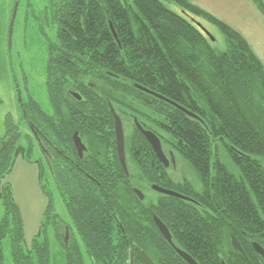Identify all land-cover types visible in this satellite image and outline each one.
<instances>
[{
	"label": "trees",
	"instance_id": "obj_1",
	"mask_svg": "<svg viewBox=\"0 0 264 264\" xmlns=\"http://www.w3.org/2000/svg\"><path fill=\"white\" fill-rule=\"evenodd\" d=\"M255 1L264 13V1ZM168 2L178 5L182 13L170 8ZM59 5L60 18L70 19L59 25L68 28L67 32L60 31L61 45L69 50L60 56L62 65L69 64L63 72L71 76L65 81L78 80L74 74L79 67H86L85 73L93 75L92 68L99 66L106 71L105 78L114 91L123 92L124 120L132 122V116L144 122L152 120L155 124L150 125L162 133L164 109L157 107L159 99L137 89L135 83L200 117L161 101L170 110L168 140L197 168L209 187L210 191L198 200L206 212L201 214L198 205L169 196H161L155 203L140 200L128 180L121 186L102 180L79 183L72 189L65 184L63 204L70 214L75 242L66 245L61 238L64 231L48 228L55 207L51 194L48 213L42 220L44 227L29 250L11 186L5 184L0 186V264H9L6 240L12 264H52L53 240L62 248L64 264H130L131 256L132 264H145L134 244L155 264H187L163 238L152 214L168 225L174 242L199 264H223V260L226 264H264V257L253 247V242L264 247V63L249 41L190 0H59ZM196 17L218 25L228 42L226 51L213 47L193 23L191 18ZM110 22L121 45L114 38ZM48 61L50 65L55 62L52 56ZM54 72L49 66V73ZM50 85L62 88L58 79ZM134 96L151 99L155 110L142 113L130 100ZM22 106L34 113L42 109L39 103ZM107 113L108 127L113 128L108 107ZM132 128L127 144L135 159L134 146L143 152L151 148L133 123ZM7 132L12 137L0 151V183L16 155L25 149L11 122ZM28 141L27 153L35 154L36 139L31 131ZM218 144L225 147L238 174L222 161ZM210 167L217 172L215 191L209 179ZM51 232L54 236L50 238ZM231 233L246 255L233 249Z\"/></svg>",
	"mask_w": 264,
	"mask_h": 264
},
{
	"label": "flooded vegetation",
	"instance_id": "obj_2",
	"mask_svg": "<svg viewBox=\"0 0 264 264\" xmlns=\"http://www.w3.org/2000/svg\"><path fill=\"white\" fill-rule=\"evenodd\" d=\"M60 8L59 0H46L43 7L46 19L57 25L56 40L49 44L45 73L48 96L53 102L52 111H45L40 104L42 108L40 111L28 112V108H24L21 103L22 108H24V124L29 127L36 139L35 154H28L27 145H25L24 156L30 162L38 163L42 187L47 195L52 194L54 196L55 207L51 217L53 224L51 223L48 228L58 227L64 231L63 234L60 232L62 241L66 245L75 242L70 232V214L63 204L62 196L65 184L72 189L79 183L90 184L102 180L104 183L121 186L124 180H128L132 185V191L138 188L145 194L144 201L151 200L155 203L161 196L168 197L155 190L154 184L200 200L204 193L210 191L207 190L209 187L202 181L197 168L180 152H177L168 140L166 129L169 127L170 117L168 105L162 106L161 100H158L157 107L164 109L163 133L154 125H150V122L155 124L154 121L144 122L139 119L146 129L152 130L160 137L166 157L165 162L158 158L150 144L152 153L150 151L143 152L139 146H134L133 149L135 148L138 157L137 159L135 156L134 159L127 144L130 133L128 134L126 130L127 125L124 120L123 92L117 89L114 91L109 85L105 78L106 71L95 65L92 68L93 75H87L85 73L86 67H79L80 71L74 74L78 80L65 81L71 76L69 73L63 72L69 64L62 65L60 62L63 59L60 56L65 52L68 54L69 50L61 45L60 31L67 32L68 28L59 25L60 22L64 23L70 19L60 18ZM51 56L55 61L52 65L48 61ZM65 60L72 61L67 57ZM49 66L56 71L55 74L49 73ZM50 76L53 77L52 81H50ZM57 79L62 86L60 89L50 85V82L53 83ZM130 100L134 101L136 108L144 114L155 110L151 99L134 96ZM29 103L38 102L31 98ZM111 106L123 121L128 175L124 171L118 154L115 120ZM107 107L112 116L113 128L108 127L110 121ZM156 113L159 116L161 114L160 111ZM158 119L160 125L161 118ZM132 123L136 127L134 116H132ZM31 126H34L35 132ZM25 138L28 140L27 135ZM5 141L1 140L3 143ZM227 167L232 170L228 164ZM209 173V179L213 184L217 178V172L210 167ZM215 190L217 187L213 184L212 191ZM133 193L135 192L133 191ZM198 206L201 214L206 212L205 206L204 208L201 205ZM43 227L42 225V229Z\"/></svg>",
	"mask_w": 264,
	"mask_h": 264
},
{
	"label": "rangeland",
	"instance_id": "obj_3",
	"mask_svg": "<svg viewBox=\"0 0 264 264\" xmlns=\"http://www.w3.org/2000/svg\"><path fill=\"white\" fill-rule=\"evenodd\" d=\"M46 0H0V140H6L8 122L20 133L21 145H28L25 138L30 129L23 121L22 103L29 104L33 98L47 112L52 111L45 82L48 48L56 40L57 25L48 21L43 12ZM214 16L238 30L251 44L264 63V13L255 0H190ZM264 1V0H263ZM17 13L11 32L14 9ZM167 5L182 13L178 5ZM215 36L211 41L218 51H226L228 42L218 25L202 17H196ZM126 123L128 134L132 122ZM219 145V155L238 174L231 163L225 147ZM264 163V159H263ZM3 209L0 206V218ZM51 230V228H49ZM50 235V233H49ZM51 232L50 238L53 237ZM55 239V238H54ZM6 240L7 261L12 264L10 248ZM52 264H64V253L56 241H52Z\"/></svg>",
	"mask_w": 264,
	"mask_h": 264
},
{
	"label": "water",
	"instance_id": "obj_4",
	"mask_svg": "<svg viewBox=\"0 0 264 264\" xmlns=\"http://www.w3.org/2000/svg\"><path fill=\"white\" fill-rule=\"evenodd\" d=\"M17 13V7L14 9L12 26L14 19ZM193 22L212 40L214 41L215 36L199 21L192 18ZM111 29L114 33L115 38L119 41L118 35L114 29L113 24L111 23ZM140 90L146 92L147 94L153 95L169 104L174 105L181 111L187 113L188 115L200 119L198 115L190 111L188 108L178 104L177 102L169 99L168 97L157 93L143 85H135ZM114 120H115V131H116V140L118 147V154L123 164L125 173L128 175L129 170L127 167V158H126V147H125V132L122 118L115 112L114 108L111 106ZM135 124L139 132L143 135L146 141L151 145L155 151L158 158L165 162V154L163 152V146L160 137L150 129H146L141 122L138 121V118H134ZM32 130L35 132L34 126H31ZM11 139L9 138L1 147L3 150L8 142ZM5 184H9L12 190V199L17 204L20 217L22 220L23 236L27 248L30 250L32 248L33 239L40 235L43 216L47 212V209L50 205V197L45 192L40 181V171L39 165L35 162H30L24 156L23 152H19L16 155L14 163L10 171L2 178L0 186L3 187ZM153 188L160 193L165 194L169 197H174L183 201L191 202L194 204H199L194 198L181 194L174 190H169L162 188L161 186L154 184ZM135 194L139 197L140 200L145 199V194L138 188L133 190ZM153 220L160 231L163 238L168 242V244L173 248V250L179 255L187 264H199L198 261L186 250L179 247L173 240V235L170 231L168 225L156 214L153 215ZM231 244L234 250L241 251L246 255L243 246L241 245L237 236L231 233ZM253 247L255 251L264 257V247L258 242H253ZM134 248L137 250L145 264H155L153 259L137 244H134ZM130 264H132V256L130 259ZM223 264L226 262L223 260Z\"/></svg>",
	"mask_w": 264,
	"mask_h": 264
}]
</instances>
